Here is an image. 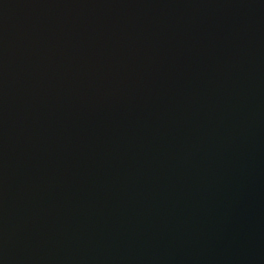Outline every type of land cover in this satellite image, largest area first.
Listing matches in <instances>:
<instances>
[{
	"label": "water",
	"instance_id": "obj_1",
	"mask_svg": "<svg viewBox=\"0 0 264 264\" xmlns=\"http://www.w3.org/2000/svg\"><path fill=\"white\" fill-rule=\"evenodd\" d=\"M0 264H264V0H0Z\"/></svg>",
	"mask_w": 264,
	"mask_h": 264
}]
</instances>
